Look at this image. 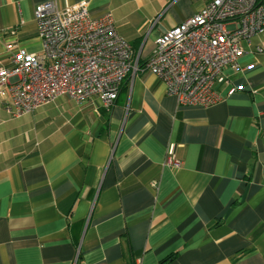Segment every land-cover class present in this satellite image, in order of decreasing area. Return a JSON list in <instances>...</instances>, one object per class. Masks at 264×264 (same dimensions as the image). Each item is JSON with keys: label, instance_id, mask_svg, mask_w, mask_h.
Returning <instances> with one entry per match:
<instances>
[{"label": "crops", "instance_id": "0c3cea01", "mask_svg": "<svg viewBox=\"0 0 264 264\" xmlns=\"http://www.w3.org/2000/svg\"><path fill=\"white\" fill-rule=\"evenodd\" d=\"M49 1L111 15L145 62L213 0H0L5 64L16 49L42 51L34 11ZM257 47L264 33L224 69L209 107L178 104L149 71L126 78L111 110L62 96L8 122L0 100V264H264Z\"/></svg>", "mask_w": 264, "mask_h": 264}, {"label": "built area", "instance_id": "2783aa9c", "mask_svg": "<svg viewBox=\"0 0 264 264\" xmlns=\"http://www.w3.org/2000/svg\"><path fill=\"white\" fill-rule=\"evenodd\" d=\"M34 16L42 51L16 49L9 65L0 57V100L13 118L62 96L78 104L97 98L111 110L126 78L144 71L156 75L178 104L209 107L221 100L214 86L224 69L238 70L253 37L264 33V0H213L162 34L141 62L112 16L92 18L88 1L65 9L41 3ZM166 163L180 165L173 157Z\"/></svg>", "mask_w": 264, "mask_h": 264}, {"label": "rangeland", "instance_id": "374dc122", "mask_svg": "<svg viewBox=\"0 0 264 264\" xmlns=\"http://www.w3.org/2000/svg\"><path fill=\"white\" fill-rule=\"evenodd\" d=\"M40 50H41V46H40ZM3 101H1V103H2ZM31 115V114H30ZM26 116H28V115H26ZM26 116H24V117H26ZM23 118V117H22ZM17 119H14L11 115H9V114H7V113H5V121H8V122H14V121H16Z\"/></svg>", "mask_w": 264, "mask_h": 264}]
</instances>
